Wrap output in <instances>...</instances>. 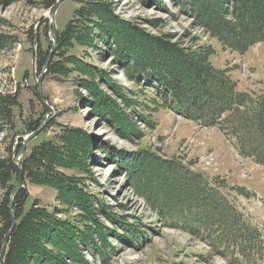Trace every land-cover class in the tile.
Listing matches in <instances>:
<instances>
[{
	"label": "trees",
	"instance_id": "obj_1",
	"mask_svg": "<svg viewBox=\"0 0 264 264\" xmlns=\"http://www.w3.org/2000/svg\"><path fill=\"white\" fill-rule=\"evenodd\" d=\"M74 1L82 6L74 15L77 20L59 33V52L48 68L49 74L68 76L75 70L68 68L72 66L90 77L83 78L82 85L91 96L92 106L120 136L126 139L131 134L142 136L118 100H123L128 107L134 104L125 97V88L108 79L106 72L68 56L74 44L92 48L96 38L100 39L112 48L115 62L122 66L131 82L156 89L155 102L159 107L203 127H218L236 139L240 155L264 166V91L255 95L238 90L230 71L217 69L210 62L215 54L210 47L199 51L182 48L130 26L112 14L109 3L94 5L91 0ZM147 1L163 7L160 0H143ZM180 1L182 13L227 48L242 52L264 42V0ZM54 2L49 3V8ZM97 72L99 80L118 100L101 89L95 80ZM16 105L12 97L0 95V119L10 121ZM41 120L30 123L27 133L37 132ZM149 126L155 127L152 123ZM56 138L57 142L44 140L32 146L30 154L22 159L23 173L33 184L55 188L64 205L80 210L77 218L81 222L59 220L40 207L38 201L24 212L27 194L22 190L15 199L18 224L11 234L4 264H92L81 247L89 249L92 258L95 251L103 259L110 254L107 234L112 229L100 222L99 213L104 212L108 220L116 222L112 211L100 200V208L94 207L93 197L85 187L58 172L60 167L71 171L82 165L83 171L92 174L89 157H92L93 137L81 130L66 129ZM121 165L129 172L138 195L157 209L165 224L173 220V227L208 236L216 246L233 247V252L239 250V258L247 259L248 263L263 260V234L221 192L218 177L194 171L177 158L165 160L147 150L127 154ZM17 173L18 168L11 159H0V188L7 191L0 205V250L12 225L9 199L18 181ZM123 225L129 229L128 222Z\"/></svg>",
	"mask_w": 264,
	"mask_h": 264
},
{
	"label": "rangeland",
	"instance_id": "obj_2",
	"mask_svg": "<svg viewBox=\"0 0 264 264\" xmlns=\"http://www.w3.org/2000/svg\"><path fill=\"white\" fill-rule=\"evenodd\" d=\"M54 1L0 0V95L12 97L17 102L12 108L10 121L0 119V159L19 162V148L22 149L29 135L28 125L39 119H42L41 123L43 119L46 121L44 129L27 145L23 158L30 154L32 146L44 140L57 142L56 135L59 136L66 129L81 130L93 137L92 157H89L92 174L83 171L85 166L82 165L80 169L71 171L62 167L58 169V172L76 181L77 185L85 187L86 192L93 197L94 207L100 208V200L117 220L111 222L104 212L99 213L100 222L112 229L107 234L110 254L103 259L101 253L95 251V257L92 258L89 249L81 247L92 264H251L247 259L241 260L240 251L233 252V247L227 249L223 245L216 246L214 239L208 236L191 234L183 228L173 227V220L165 224L157 209L150 207L138 195L129 172L122 167L121 162L127 154L147 150L165 160L177 158L194 171L203 172L212 178L218 177L222 185L221 192L234 202L254 228L256 226L259 229L263 238L264 168H251V162L228 155L226 165L222 166L221 159L209 153L211 136L204 130L215 127H203L185 118L180 120V116L174 115L171 110L159 107L155 102L156 89L131 82L122 66L115 62L112 48L100 39L96 38L95 47L92 48L74 44L67 55L83 60L97 68V71L106 72L108 79L125 88V97L134 104V107H128L123 100H118L99 80V73H96L95 80L99 81L101 89L118 100V105L142 134L141 137L131 134L127 139L120 136L92 106L91 96L82 85V79L90 77L72 66L68 68L75 70L68 76L49 74L48 68L59 52V33L70 22L77 20L74 15L82 6L74 0L61 2L55 15L57 34L54 35L50 11L59 0ZM91 1L94 5L98 2L111 4L112 14L149 36L167 39L193 51L203 47L214 49L215 54L210 62L217 69L229 70L238 90L255 95L263 93L264 42L242 52L227 48L195 24L190 16L182 13L180 0H160L163 7L143 0ZM52 2L54 5L49 8ZM49 58V66L45 68ZM43 74L41 95L52 108V113L47 111L38 95V81ZM149 123L155 127L151 128ZM224 135L231 142L236 141L234 137ZM214 144L216 148L221 146L217 141ZM219 151L225 152L222 149ZM239 163L241 168L237 167ZM14 188L10 201L13 199ZM22 190L27 194L24 212L38 201L40 207L46 208L59 220L74 224L81 222L77 218L80 210L64 205L55 188L33 184L25 176L20 192ZM6 192L0 188V205ZM241 192L244 196H240ZM15 199L12 207L14 213ZM126 222L129 223L128 230L123 225ZM257 264H264V258Z\"/></svg>",
	"mask_w": 264,
	"mask_h": 264
},
{
	"label": "water",
	"instance_id": "obj_3",
	"mask_svg": "<svg viewBox=\"0 0 264 264\" xmlns=\"http://www.w3.org/2000/svg\"><path fill=\"white\" fill-rule=\"evenodd\" d=\"M62 1L63 0H59L58 2H56V5L54 7H52V9L50 11L51 12V16L50 17H51L52 22H53V28L52 29H53L54 35L57 34L56 29H55L56 28V24H55V17L56 16L55 15H56L57 10H58V8H59V6H60V4H61ZM50 58L48 59L46 65H45V68H47L49 66ZM43 77H44V74L42 75L40 81H38L39 82L38 83V93H39L38 95L40 96V99H41L42 103L45 105V108H47V111L49 113H52V108L47 104V101L44 99L43 95H41L42 94V82L41 81L43 80ZM45 124H46V121L43 119L42 126L39 128V130L37 132H35V133H30L26 137L25 144H24V146L21 147L22 149L19 152V156H20L21 159L23 158L24 153L26 152L27 145L29 143H31V141L33 139H35L39 135V133L42 132V130L44 129ZM21 159L19 160V162L13 160L14 161V164L18 168L19 173H17L18 174L17 185L15 186V188L13 190V193H12L13 194V199H11V201H10V210H11L10 213H12V218H13L12 219V225H10L11 226V229L8 232V234L6 235V237L3 238L4 241H3L2 248H1V251H0L1 252L0 253V264H3L4 263L5 254L7 252L8 243L10 241L9 238H10L12 232L14 231L15 225L17 224L16 215H15L14 211H12V207H13V203H14L15 197L20 192V190L23 188V185H24V182H25V173H23L24 172V164H23V161H21Z\"/></svg>",
	"mask_w": 264,
	"mask_h": 264
},
{
	"label": "crops",
	"instance_id": "obj_4",
	"mask_svg": "<svg viewBox=\"0 0 264 264\" xmlns=\"http://www.w3.org/2000/svg\"><path fill=\"white\" fill-rule=\"evenodd\" d=\"M178 118L180 120H185L182 117H178ZM189 124H191L193 127L195 126L192 122H189ZM204 130L208 131L209 135L211 136V139H210L211 142H209L210 145L208 144L209 153H213L214 155H217L218 160L221 159V161H222V166L226 165L225 159H226V156L228 155V156H235L236 158L244 159L247 162H251L252 163V164H250L251 168L260 167L259 165L255 164L251 159H246V158L240 157L238 152H237L236 146L233 143L234 141L231 142L230 139H227L228 137H226L218 128L204 129ZM215 141H217V144L221 145L219 148L215 147V144H214ZM220 149L225 150V152L219 151ZM237 167L241 168L240 163L237 165ZM261 168H264V167H261ZM241 176L242 175L240 174L239 178H241ZM240 198H242V197H240Z\"/></svg>",
	"mask_w": 264,
	"mask_h": 264
}]
</instances>
